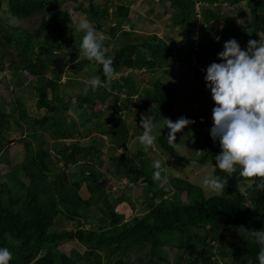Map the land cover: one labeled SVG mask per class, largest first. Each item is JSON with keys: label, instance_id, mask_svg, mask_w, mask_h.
I'll return each mask as SVG.
<instances>
[{"label": "trees", "instance_id": "16d2710c", "mask_svg": "<svg viewBox=\"0 0 264 264\" xmlns=\"http://www.w3.org/2000/svg\"><path fill=\"white\" fill-rule=\"evenodd\" d=\"M118 2L110 13L108 6L100 8L88 0V9L83 11L90 15L95 28L108 36L102 43L113 59V78L95 90L89 85L85 94L65 100L62 88L66 82L61 83V77L81 50L80 43L73 41L68 15L58 11L63 0H0V55L8 53L18 62L13 65L0 57V71L6 67L15 70L13 82L18 80L19 70L34 78L36 104L45 111L32 117L26 107L13 108L11 114L0 110V247L11 251L10 264H95L101 260L97 250L104 252L103 264L136 254H143L145 264H259L260 246L250 232L264 229V189L257 187L259 181L251 183L238 172L229 174L215 167L221 148L210 137L212 114L198 118L175 112V91L154 75L151 86L144 88L131 74L116 75L142 70L168 75L176 54L179 62L192 66L195 82L206 87V69L220 62L218 53L226 41L235 39L246 49L250 40L259 42L258 34L264 40V0H157L160 4L168 2L175 12L172 26L184 36L175 47L153 33L130 42L132 27L127 31L122 27L129 23L131 2ZM223 4V9L245 4L251 20L244 25L214 11ZM5 15L20 21L37 16L39 24L31 31L13 26ZM64 59L66 63L58 68V62ZM81 73L90 79H107L102 66L86 57L78 66ZM112 94L113 107L97 109ZM133 109L145 119L153 115V122L165 115L172 120L185 117L192 124L205 126L203 153L196 163L202 166L210 160L212 175L227 180L224 189L206 196L203 188L177 174H168L166 169L162 176L167 182L155 181L156 158L149 157L143 146L132 155L108 156L103 162L92 130L108 137L109 153L114 154L134 136L121 116L123 110L129 115ZM10 129L20 132L12 146L7 140ZM49 134L52 141L47 139ZM156 141L173 162L186 163L164 135ZM13 147H18L19 156L11 158ZM104 176L145 188L141 215L126 220L116 211L120 206L132 212L136 209L127 192L116 198L107 192ZM238 182H249L250 187L241 194L234 193L233 185ZM83 186L88 193L85 198L80 193ZM183 194L185 201L180 199ZM62 221L74 224V229H58ZM67 242L83 247V254L59 247Z\"/></svg>", "mask_w": 264, "mask_h": 264}, {"label": "rangeland", "instance_id": "374dc122", "mask_svg": "<svg viewBox=\"0 0 264 264\" xmlns=\"http://www.w3.org/2000/svg\"><path fill=\"white\" fill-rule=\"evenodd\" d=\"M92 1L100 6V8L108 6L110 13L114 12L117 6H119V0ZM128 1L131 2L129 5L130 10L128 12L129 23H124L122 28L127 31L130 29V27H132L134 35L130 38V42H138L140 41L139 35H149L151 33L163 39L170 47H175L182 42L184 38L183 34L178 30L177 26H172L171 20L175 15V12L171 9L168 2L160 4L157 2V0H137V3L134 4L136 0ZM63 2V6L58 11L60 14L65 13L68 15V26L69 29L74 33L73 41L80 43L84 35V33L78 27L80 20L87 19L95 28L94 21L90 18V15L86 12H83L88 9V0H63ZM225 6L226 4H223L219 7L217 6L218 10L214 11H220L222 14H227L229 17H232L233 20H239L244 25H246L251 20V13L245 4L240 5V8L223 9ZM79 7H82L83 10H76ZM196 11L197 14H199L198 8H196ZM5 17L9 19V22L13 26L19 25L31 31H34L39 24V18L37 16L27 21L15 20L10 18L8 15H5ZM257 38L259 41H264L263 36L260 34L257 35ZM104 39H108V36H104ZM171 42H173V44ZM111 43L112 42H109L108 45L110 46ZM241 48L244 49L242 45ZM0 57L6 62H12L13 65H18V62L8 53H2ZM84 57L85 56L83 55L82 51L77 52L76 57L73 58V60L70 61V63H68L65 67L66 69H64L65 73L61 77V83L66 82V87L64 89L62 88V96L65 100L85 94L89 88V82L91 80L90 76L88 74V76H84V73L78 74V66H80V64L84 61ZM174 59L175 61L169 65L168 75H165L162 72L150 74L149 72L142 70L120 72L116 75V77H119L121 74L123 76L126 74H131L136 77L138 86L140 88H144L145 86L151 84L152 77L154 75V78H159V80L164 85L175 91V112H185L190 116H196L198 118L212 114L215 104L212 100L210 91L206 87H203L195 82L193 79L192 66H188L186 64L184 65L179 62L176 54L174 55ZM65 63V59L59 61L58 68H61ZM15 72V70L8 69V67H6L3 71H0V110L3 109L6 111V113L11 114L13 108L18 110L20 107H26L27 111L32 117L44 115L45 111L39 109L36 104L34 91L36 83L34 78L19 70L17 72L18 80L13 82V80H15L13 79V74ZM47 76L50 77V73ZM114 95L115 94H112L105 104L97 106V109H111L115 101ZM120 98L123 99V93L120 95ZM135 113V109H133L129 115L125 110L121 112V116L126 119V124L130 134H133L134 136L125 148L114 152V154L109 153L110 145L108 137H102L97 131L92 130L93 132H91V137L98 138L96 145L101 151V160L103 162L107 161L108 156L132 155L137 148L142 146L139 142V136L142 135L143 132V130L140 128V124L144 117L141 114ZM68 114H70L71 117L77 119V115H74L72 112H68ZM152 117L153 115L150 116L149 119L152 120ZM164 119L170 118L164 115L158 121L154 122L156 127L153 134L156 135V137L159 135H164L166 138L168 137V129H162L165 124ZM172 121L175 122L176 120ZM9 133L10 138L7 140L10 141L9 146H12L14 145V140L16 141L20 138V132L10 129ZM206 135L207 129L205 126L195 125L192 123L180 133H177L176 140L174 142L175 144H173V146L177 153L186 160V163L184 164H176L173 162L169 156L162 152L157 141L149 149L148 156L165 162L164 167L168 174H177V176H180V178H186L193 184L203 188L206 196H212L217 192L204 186L202 183L206 176L212 175V163L210 160L202 166L196 163V161L202 156V154H198L197 152H202L201 146L206 139ZM47 139L48 141H52L53 138L49 134L47 135ZM85 141L88 143L87 140ZM16 156H19L18 147H13L9 152V157L14 158ZM157 156H160V158L158 159ZM101 171H104L103 168H101ZM102 181L105 183L107 192L111 193L114 198L120 196L123 192H127L133 201L134 207L136 209L134 212L128 208H125L124 206H120L116 209V211L124 215L126 220L131 219L132 216L136 214L138 216L142 214V202L144 201V198L147 194L145 188H136L131 186L126 180L114 181L113 179H109L106 176L102 178ZM163 183L166 182L163 181ZM249 187V182L234 183L233 192L241 194ZM80 193L82 197H87L88 193L85 186H83V189ZM172 196L173 193H170L169 199H171ZM180 199L185 201V194L181 195ZM59 227L65 230H72L74 229V224L68 221H62L61 223H58L57 228L59 229ZM59 247L64 248L67 252L73 251V249L80 254H83L84 252V248L75 242L61 243ZM97 252L100 254L101 260L104 262L105 258L102 259L104 252L102 250H97ZM65 254L69 255L68 253ZM172 254H174V252ZM169 258H172V256L170 255ZM185 258H188L187 255ZM101 260L95 264H103ZM122 261H124L125 264H145L143 254H136L135 257L132 255H125L122 257V259H115L114 264H118Z\"/></svg>", "mask_w": 264, "mask_h": 264}, {"label": "clouds", "instance_id": "9594fccd", "mask_svg": "<svg viewBox=\"0 0 264 264\" xmlns=\"http://www.w3.org/2000/svg\"><path fill=\"white\" fill-rule=\"evenodd\" d=\"M78 27L84 33L80 50L89 61L102 66L107 78L101 81L99 77H93L89 83L95 90L113 78V59L103 47L104 34L90 21L81 19ZM218 60L219 63L213 62L207 67L205 74L206 88L215 104L210 137L214 142L218 141L221 148V153L215 157V167L229 174L238 172L240 177L248 178L251 183L259 181L257 187L264 189V41L250 40L246 49H242L235 39L226 41L223 51L218 53ZM164 121L162 129H168L170 145L175 144L177 133L193 123L185 117L175 122L170 119ZM155 127L151 119L144 118L140 124L143 132L139 142L145 152L156 143ZM164 163L160 160L153 162L155 181L167 182V177L162 176ZM202 183L219 193L227 180L210 175ZM250 235L260 246L258 262L264 264V229L250 232ZM11 260V251L0 247V264H10Z\"/></svg>", "mask_w": 264, "mask_h": 264}, {"label": "water", "instance_id": "95a60500", "mask_svg": "<svg viewBox=\"0 0 264 264\" xmlns=\"http://www.w3.org/2000/svg\"><path fill=\"white\" fill-rule=\"evenodd\" d=\"M8 143H10V142H8Z\"/></svg>", "mask_w": 264, "mask_h": 264}]
</instances>
